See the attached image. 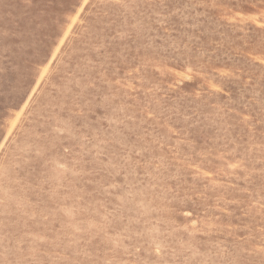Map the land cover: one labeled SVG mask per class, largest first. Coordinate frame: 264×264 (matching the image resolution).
Here are the masks:
<instances>
[{"label": "rangeland", "instance_id": "obj_1", "mask_svg": "<svg viewBox=\"0 0 264 264\" xmlns=\"http://www.w3.org/2000/svg\"><path fill=\"white\" fill-rule=\"evenodd\" d=\"M0 264H264V0H0Z\"/></svg>", "mask_w": 264, "mask_h": 264}]
</instances>
